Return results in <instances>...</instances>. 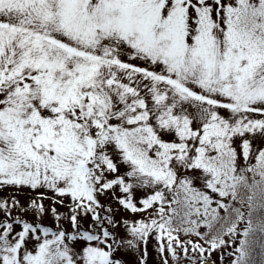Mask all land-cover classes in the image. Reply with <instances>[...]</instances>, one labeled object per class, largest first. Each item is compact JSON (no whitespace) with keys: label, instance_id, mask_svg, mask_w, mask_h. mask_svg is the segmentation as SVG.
<instances>
[{"label":"snow or ice","instance_id":"1","mask_svg":"<svg viewBox=\"0 0 264 264\" xmlns=\"http://www.w3.org/2000/svg\"><path fill=\"white\" fill-rule=\"evenodd\" d=\"M0 264H264V0H0Z\"/></svg>","mask_w":264,"mask_h":264}]
</instances>
